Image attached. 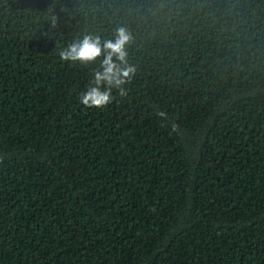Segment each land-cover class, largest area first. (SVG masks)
Segmentation results:
<instances>
[{"label":"trees","instance_id":"trees-1","mask_svg":"<svg viewBox=\"0 0 264 264\" xmlns=\"http://www.w3.org/2000/svg\"><path fill=\"white\" fill-rule=\"evenodd\" d=\"M0 264H264V0H0Z\"/></svg>","mask_w":264,"mask_h":264},{"label":"clouds","instance_id":"clouds-1","mask_svg":"<svg viewBox=\"0 0 264 264\" xmlns=\"http://www.w3.org/2000/svg\"><path fill=\"white\" fill-rule=\"evenodd\" d=\"M132 35L123 27L116 30L113 39L101 41L99 36L85 35L81 40L60 51L62 60L88 64L103 56L100 70L95 71L94 79L87 91L81 94L80 101L86 107H104L113 99V90L120 95L126 94L124 85L136 72L127 60V47L132 42ZM158 115L165 117L166 113ZM176 125H173V130Z\"/></svg>","mask_w":264,"mask_h":264}]
</instances>
